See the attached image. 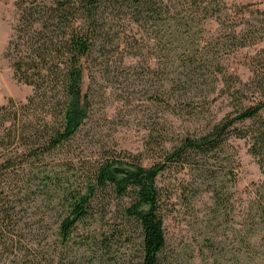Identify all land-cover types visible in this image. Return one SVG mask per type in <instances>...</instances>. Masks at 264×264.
Segmentation results:
<instances>
[{
    "label": "trees",
    "instance_id": "trees-1",
    "mask_svg": "<svg viewBox=\"0 0 264 264\" xmlns=\"http://www.w3.org/2000/svg\"><path fill=\"white\" fill-rule=\"evenodd\" d=\"M251 6L230 10L224 0L16 1L5 55L13 77L32 93L0 106V264H172L157 184L162 172L190 171L218 206L225 205L236 195L239 159L232 141L243 140L264 174V72L253 56L249 64L256 61L259 72L242 82L224 63L227 46L255 40L256 31L224 28ZM131 26L180 43L182 71L154 96L167 112L191 113L211 97H222L232 109L217 121L194 118L185 134L150 132L148 164L141 154H93L75 142L88 118L83 83L91 78V57ZM244 192L240 251L264 264V180Z\"/></svg>",
    "mask_w": 264,
    "mask_h": 264
},
{
    "label": "rangeland",
    "instance_id": "rangeland-1",
    "mask_svg": "<svg viewBox=\"0 0 264 264\" xmlns=\"http://www.w3.org/2000/svg\"><path fill=\"white\" fill-rule=\"evenodd\" d=\"M17 0H0V106L13 100L24 102L32 87L13 77L11 60L6 57L8 41L16 23ZM230 10L251 4L239 13L234 23L224 26L237 31H256L253 43L233 49L226 43L224 63L242 82H248L254 71L264 72V0H224ZM212 25H210V28ZM221 41V42H222ZM248 42V41H247ZM180 43L151 35L131 26V32L101 52L93 53L91 78L85 76L83 91L89 95L88 118L76 141L90 153L124 151L141 154L144 164L151 162L144 148L152 131L174 134L192 132L194 118L217 121L231 111L227 102L210 98L191 113L167 112L164 104L154 100L166 85L182 71L176 60ZM233 49V50H232ZM255 56L257 61L250 63ZM239 167L234 185L236 195L218 206L209 191L188 170L166 169L157 178L161 188L164 212L166 254L172 264H254L240 249L245 231L246 194L250 183L264 180L256 161L247 153L243 140H233ZM82 227H79V232ZM258 252L261 248L257 249ZM257 250L255 252H257Z\"/></svg>",
    "mask_w": 264,
    "mask_h": 264
}]
</instances>
